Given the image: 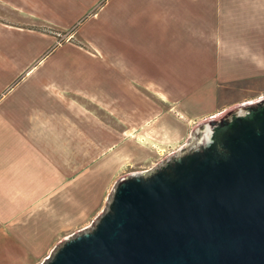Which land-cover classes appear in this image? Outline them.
Segmentation results:
<instances>
[{
  "label": "crops",
  "instance_id": "crops-1",
  "mask_svg": "<svg viewBox=\"0 0 264 264\" xmlns=\"http://www.w3.org/2000/svg\"><path fill=\"white\" fill-rule=\"evenodd\" d=\"M64 1L0 0L22 21L81 23L70 34L84 44L0 22L1 33L45 42L0 83V241L20 242L25 264L37 238L28 226L53 212L71 172H84L83 151L108 147L119 127L178 142L219 113L223 82L264 70V0H84L80 10Z\"/></svg>",
  "mask_w": 264,
  "mask_h": 264
},
{
  "label": "water",
  "instance_id": "water-1",
  "mask_svg": "<svg viewBox=\"0 0 264 264\" xmlns=\"http://www.w3.org/2000/svg\"><path fill=\"white\" fill-rule=\"evenodd\" d=\"M42 264H264V99L209 119Z\"/></svg>",
  "mask_w": 264,
  "mask_h": 264
},
{
  "label": "rangeland",
  "instance_id": "rangeland-1",
  "mask_svg": "<svg viewBox=\"0 0 264 264\" xmlns=\"http://www.w3.org/2000/svg\"><path fill=\"white\" fill-rule=\"evenodd\" d=\"M83 3L84 0L64 1L65 5L70 4L68 7H76L79 10L83 7ZM60 7L61 9L64 8L62 5ZM97 10L98 8L94 13ZM64 17L69 18L71 16L65 15ZM12 20H19L15 22H19L18 25L23 26V28L53 36L57 45L74 43L84 47L78 35L71 36L70 34V32L77 30L81 23L65 30L46 22L22 21L10 10L0 7V22L8 25L13 24L10 22ZM93 23L91 21L88 25ZM44 44L43 40L11 36L0 32V54L7 56L6 59L0 57V83L5 82L7 84L13 79L18 68L29 62L37 61L41 57L40 51ZM218 97L219 113L215 117L237 106L264 99V70L242 71L236 80L223 82L220 85ZM209 119H200L191 123L186 129V134L178 142L175 140L177 136L169 133L125 134L120 131L123 128L119 127L118 133L107 135L112 137L108 147L100 150L83 151L85 157L84 172L75 175L71 172L67 194L54 197L52 200L53 212L38 214L35 218L36 221L34 219L30 225L28 224V230L31 229L33 236L37 232V238H32V261L27 264H42L61 241L77 231L91 226L104 211L115 184L121 178L151 171L166 157L186 147L192 139V132L195 127ZM103 120L110 121L107 117H103ZM161 148L163 151H160ZM50 152L53 155L59 154V150ZM73 152L72 150L69 151L71 170L77 168L74 166L76 163L73 164ZM65 154L68 153L65 152ZM57 158L59 157L57 156ZM77 177L82 179L73 180ZM20 251V242L1 240L0 264H25L24 255Z\"/></svg>",
  "mask_w": 264,
  "mask_h": 264
}]
</instances>
